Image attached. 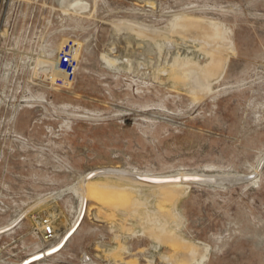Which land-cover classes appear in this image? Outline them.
<instances>
[{"label":"rangeland","instance_id":"374dc122","mask_svg":"<svg viewBox=\"0 0 264 264\" xmlns=\"http://www.w3.org/2000/svg\"><path fill=\"white\" fill-rule=\"evenodd\" d=\"M80 1L0 0V264H264V0Z\"/></svg>","mask_w":264,"mask_h":264},{"label":"bare ground","instance_id":"6f19581e","mask_svg":"<svg viewBox=\"0 0 264 264\" xmlns=\"http://www.w3.org/2000/svg\"><path fill=\"white\" fill-rule=\"evenodd\" d=\"M70 4H71V7H74L75 9H77L76 7L77 6H79V8H85L86 6L84 5V3H82V1H80V0H71V2H70ZM78 8V9H79ZM186 62H187V60H186ZM107 63H108V65L109 66H114L115 65V60H108L107 61ZM177 64V63H176ZM115 67V66H114ZM116 68V67H115ZM114 69V68H113ZM200 70H202V71H204L205 70V68L204 69H200ZM60 72V71H59ZM62 73V72H61ZM205 74H206V71H205ZM51 77V76H50ZM174 78H177V79H181V80H188L189 81V79H188V75H187V72H185V71H182V72H176L175 74H174ZM198 78V77H197ZM53 80H55L54 79V77H51V81H53ZM65 80V79H64ZM205 80V79H204ZM203 80V81H204ZM67 81V80H66ZM201 81V80H200ZM202 82V81H201ZM205 84V83H204ZM206 85V84H205ZM196 86V85H195ZM197 87V86H196ZM209 88V87H208ZM207 88V89H208ZM197 90V89H196ZM204 90V89H203ZM111 175V174H110ZM178 175V174H177ZM105 176H107L108 178H110L109 177V175H105ZM89 177H84V178H82L81 179V183H79L80 185L78 186V191L76 192L78 195H79V197L81 198V201H82V203H84V200L85 199H89V184H90V182L91 181H89V179H88ZM127 178V177H126ZM148 178V177H147ZM208 178V177H207ZM126 180V179H125ZM128 181H129V179H128ZM130 182H132V181H130ZM134 183V182H133ZM135 183H137V182H135ZM139 184H143V183H138V186H139ZM146 184V186H149V187H154V185L153 184H147V183H145ZM177 184H179V183H177ZM180 184H183V183H180ZM144 185V184H143ZM161 185V184H160ZM169 185H176V184H169ZM84 205H82V207H83ZM140 205H137V206H134V207H136V208H138ZM83 209V208H82ZM145 209V208H144ZM148 209V208H147ZM129 210H132V208H130ZM128 210V211H129ZM82 211V210H81ZM133 212H135V211H133ZM143 212V211H142ZM82 214V213H81ZM143 216H145V215H143ZM146 217V222L148 223L147 225V227H148V229H149V231H150V234L151 235H153V237H155V238H157V239H160L161 241H164V242H166V243H168L170 246H171V248H173V249H175V250H178V249H186L187 250V253H186V256H187V258H186V261L185 262H182V263H180V264H199V263H201L200 261L203 259V257L205 256V254L204 253H202L201 254V252L199 253V254H197L198 253V246H195V245H186L185 243H184V239H182L181 237H178L174 232H172V230H168V229H166L165 228V226H164V223H161V222H158V218H155L156 216L153 214V213H151V214H149V213H147V216H145ZM144 217V218H145ZM79 219V218H78ZM163 222H166L165 220L163 221ZM76 223V222H75ZM75 223H74V225H75ZM74 225H72V227H70V229L69 230H67L64 234H63V236H62V238H61V240L55 245V246H53V247H51L49 250H45V251H43L42 252V254H44V255H47V254H49L48 252H51L52 251V253L53 252H55L58 248H59V246H61V244L68 238L67 237V234H68V232L73 228V226ZM158 231V232H157ZM55 235H56V233H55ZM52 242V241H51ZM119 249L121 250V249H125V246H120L119 247ZM117 253L119 254V251L117 250ZM201 254V255H200ZM198 255V256H197ZM40 256L38 255L37 256V258H34V259H32V260H38V259H40L39 258Z\"/></svg>","mask_w":264,"mask_h":264},{"label":"built area","instance_id":"2783aa9c","mask_svg":"<svg viewBox=\"0 0 264 264\" xmlns=\"http://www.w3.org/2000/svg\"><path fill=\"white\" fill-rule=\"evenodd\" d=\"M58 69L65 75H73L76 69V59L73 57V47H69L66 52L61 53L57 58ZM41 236L45 241L55 238V230L52 221L45 217L40 221Z\"/></svg>","mask_w":264,"mask_h":264},{"label":"water","instance_id":"95a60500","mask_svg":"<svg viewBox=\"0 0 264 264\" xmlns=\"http://www.w3.org/2000/svg\"><path fill=\"white\" fill-rule=\"evenodd\" d=\"M212 177L213 178H203V177H197L196 175H187L185 177L184 176L181 177V180H200V181H209V182H234V181H237L239 179H242L238 176H212ZM138 178H140L142 180H146V181H151V182H164V181H168L170 179L171 180H175V179L177 180V176H175V177H164V178H154V177H150V178L145 177L144 178L143 176H141ZM78 223H79V220H78V222H76L75 226L68 232L67 237H69L73 233V231L75 230ZM63 244L61 246H59V248L57 250H59L63 246ZM48 253L51 254L52 251L48 252Z\"/></svg>","mask_w":264,"mask_h":264}]
</instances>
